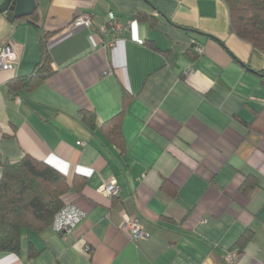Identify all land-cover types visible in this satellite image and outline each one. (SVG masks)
<instances>
[{
  "label": "crops",
  "instance_id": "0c3cea01",
  "mask_svg": "<svg viewBox=\"0 0 264 264\" xmlns=\"http://www.w3.org/2000/svg\"><path fill=\"white\" fill-rule=\"evenodd\" d=\"M34 3L35 19L0 13V49L17 58L0 70V177L2 162L45 163L85 217L66 234L22 232L0 264H264V54L230 32L225 2ZM82 13L91 25L70 28ZM114 20L129 28L103 35ZM43 39L52 74L9 93ZM118 114L120 147L100 129ZM111 180L118 197L99 191ZM125 217L147 239L130 241Z\"/></svg>",
  "mask_w": 264,
  "mask_h": 264
},
{
  "label": "trees",
  "instance_id": "16d2710c",
  "mask_svg": "<svg viewBox=\"0 0 264 264\" xmlns=\"http://www.w3.org/2000/svg\"><path fill=\"white\" fill-rule=\"evenodd\" d=\"M223 1L229 10L230 32L264 54V0ZM29 18L35 19V14ZM142 18H145L142 13L135 15V20ZM42 46L43 58L33 73L10 81L7 84L9 93L30 91L52 74L44 39ZM81 120L95 127L94 115L81 113ZM100 129H105L119 147L122 145L120 114L103 123ZM1 169L0 252L16 254L22 232L41 233L50 227L65 204L69 184L57 170L28 156L15 163L2 162Z\"/></svg>",
  "mask_w": 264,
  "mask_h": 264
},
{
  "label": "built area",
  "instance_id": "2783aa9c",
  "mask_svg": "<svg viewBox=\"0 0 264 264\" xmlns=\"http://www.w3.org/2000/svg\"><path fill=\"white\" fill-rule=\"evenodd\" d=\"M91 25V15L82 13L77 15L70 24V28L78 29L82 27H89ZM129 28L128 24H122L119 21H111L106 25L101 32L106 35L109 31L116 35H119L122 30ZM196 54L202 52L201 47H195ZM16 55L12 52L9 46H4L0 49V70H9L16 62ZM191 74V71L185 72V75ZM78 145L84 146V142H79ZM102 194L110 197H118L120 193V187L115 180L104 182L99 190ZM85 217V213L76 207L74 203L65 202L64 206L54 216L50 225L51 230L56 234H66L71 232ZM121 230L127 234L130 241L137 242L147 239L148 235L135 219L128 217L124 218L121 225ZM235 253L230 252L225 255V261L227 263H233L235 259Z\"/></svg>",
  "mask_w": 264,
  "mask_h": 264
},
{
  "label": "water",
  "instance_id": "95a60500",
  "mask_svg": "<svg viewBox=\"0 0 264 264\" xmlns=\"http://www.w3.org/2000/svg\"><path fill=\"white\" fill-rule=\"evenodd\" d=\"M34 9V0H0V13L9 11L16 19L32 15Z\"/></svg>",
  "mask_w": 264,
  "mask_h": 264
}]
</instances>
